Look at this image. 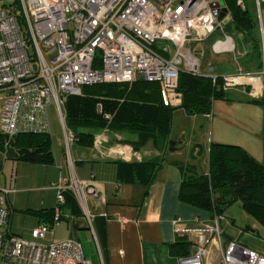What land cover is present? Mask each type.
Instances as JSON below:
<instances>
[{
    "label": "built area",
    "instance_id": "1",
    "mask_svg": "<svg viewBox=\"0 0 264 264\" xmlns=\"http://www.w3.org/2000/svg\"><path fill=\"white\" fill-rule=\"evenodd\" d=\"M19 2L23 25L13 9L0 6V135L8 144L13 136L21 134H49L48 109L54 106L65 130L70 162L69 150L76 137L66 126L69 96H81L84 86L129 84L141 79L159 84L164 105L176 108L181 105L180 74L200 73L197 44L223 30L230 18L228 12L220 20L224 0ZM255 3L261 27L262 69L255 74L239 70L235 75H226L222 78L226 87L264 78V0ZM238 5L248 9L244 0ZM221 44L215 45L217 51L224 50ZM228 49L232 51L234 46ZM210 78L216 81L218 76ZM104 117L111 120L110 115ZM102 141V137H95L94 146L99 148ZM51 187L57 191L55 224L62 219L65 194L71 193L81 203L92 227L93 216L85 195L101 196L92 183L71 175ZM11 192L0 189V264H92L77 240L45 243L52 229L48 224L34 229L31 239L12 234L8 204ZM223 218L215 216L211 224L198 229L182 228L179 225L184 221L174 220L176 234L205 237L195 246L196 253L182 258L180 264H205L211 243L219 245L220 264H264V255L257 251L234 242L222 244Z\"/></svg>",
    "mask_w": 264,
    "mask_h": 264
},
{
    "label": "crops",
    "instance_id": "2",
    "mask_svg": "<svg viewBox=\"0 0 264 264\" xmlns=\"http://www.w3.org/2000/svg\"><path fill=\"white\" fill-rule=\"evenodd\" d=\"M223 30L197 44L198 57L201 58L198 76L210 78L215 75L222 80L239 70L246 74L259 73L263 56L257 57L251 40L233 31L232 27L225 28L224 25ZM257 31L260 37L259 28ZM219 42L222 43V51L215 49ZM227 42L234 46L235 53L224 47ZM212 55H233L234 61L228 58L225 61L215 60ZM236 57H240L241 64ZM223 91L225 99L214 102L212 114L193 115L179 106L175 108L174 119L186 123V129L176 134L187 143L183 150L179 147L180 150L173 152L182 154L179 156H167L171 136L165 141L154 140L143 144V138L137 132L100 130L95 137L103 138L101 146L97 148L94 144L86 146L75 142L69 150L70 162L64 130L63 139L52 138L54 162L51 165L3 159L0 164V189L12 190L8 195L12 234L31 239L32 231L44 224V219L34 213L55 210L58 205L57 191L51 185L75 175L92 183L101 195L100 198L85 195L86 205L93 216L92 227L81 203L70 196L62 208L61 221L53 225L45 243L77 240L92 264H180L185 257L172 254V247L179 243L189 244L188 257H191L195 246L205 237L176 234L174 220L181 218L184 223L179 226L182 228L198 229L211 224L214 218L211 213L180 200L182 183L198 176L200 171L201 175L209 173L212 144L237 146L258 162L264 160V108L254 103L264 99V78L245 80L243 84L226 87ZM180 96L182 104V94ZM196 150H201L204 158L201 166L193 168L190 162ZM157 159H163V165L149 185L137 180L129 182L122 176L121 166L124 163L128 171L131 163ZM119 161L124 163L119 164ZM185 163H189L191 169ZM74 234H77V239ZM241 240V237L235 239L226 232L221 233L224 246L234 242L246 247L240 243ZM208 250L205 264H220L219 245L211 243Z\"/></svg>",
    "mask_w": 264,
    "mask_h": 264
},
{
    "label": "trees",
    "instance_id": "3",
    "mask_svg": "<svg viewBox=\"0 0 264 264\" xmlns=\"http://www.w3.org/2000/svg\"><path fill=\"white\" fill-rule=\"evenodd\" d=\"M239 0H224L230 18L225 28L251 40L257 57H261L258 23L249 8L253 0H244L248 9L238 5ZM6 8V7H5ZM23 25L20 3L13 8ZM221 80L213 81L191 73L182 72L179 78V106L189 114H211L214 102L225 99ZM130 84H98L82 87L81 96H69L66 102V126L82 145L93 146L96 133L107 128L116 132L133 131L143 138V144L168 139L175 108L164 105L159 84L137 80ZM264 108V99L254 101ZM101 105V107L99 106ZM99 106V109H98ZM103 112L100 115V112ZM104 114L110 115L107 121ZM162 138V139H160ZM165 141V140H163ZM7 139L0 135V154L5 153ZM20 161L51 165L54 162L50 134H21L15 141ZM122 164L124 162H118ZM122 164V176L129 182L137 180L149 185L163 165V159L147 163H131L128 171ZM68 197H74L66 193ZM180 200L215 216H223L230 204L240 203L241 208L264 226V160L258 162L237 146L212 144L209 150V173L193 176L181 185ZM53 227L55 210L34 213ZM189 244L172 247V254L188 257Z\"/></svg>",
    "mask_w": 264,
    "mask_h": 264
},
{
    "label": "rangeland",
    "instance_id": "4",
    "mask_svg": "<svg viewBox=\"0 0 264 264\" xmlns=\"http://www.w3.org/2000/svg\"><path fill=\"white\" fill-rule=\"evenodd\" d=\"M19 3H20L19 0H0V6L6 7L7 9H11L15 6H18ZM249 8H250V11L253 15V18H255L257 23H258L259 33L261 34V27H260V24L258 21V10L256 7L255 0H253L252 2L249 3ZM263 15H264V4H263ZM22 30H23V32H26L24 27H22ZM221 32H224V30H222ZM223 35H225V34L223 33ZM232 51H234V50H232ZM30 52L33 53L32 47L30 48ZM234 53H235V51H234ZM255 54L257 55V53H255ZM212 58H215V60H223V61H225L228 58V59H233V61H234L233 55H229V56L228 55H221L219 57L212 55ZM237 59H239V63L241 64L242 60L240 59V57ZM218 81H219V79H218ZM133 83H135V82H133ZM133 83H129L130 84L129 87H132ZM221 83H222L223 90H224V88H226V82L222 79ZM221 83L219 82V84H221ZM99 106L101 107V105H99ZM99 106H98V109H99ZM102 114L103 113L100 112V115H102ZM48 121H49V127H50V134H51L52 138H54L55 140L63 139L64 129H63V126L60 122V119L58 117V114H57L54 106H50L48 109ZM174 122H175V125H174ZM208 122H209V120H208ZM183 129H186V123H184L183 120H179L178 118H176V120H175L174 115H173L172 127H171V131H170V135H169L173 138L170 141L177 138L178 136L176 134L178 132H181ZM104 130L109 131L107 128H105ZM160 139H162V138H160ZM163 140H166V139H163ZM179 155H182V154L170 153V152H168V154H167L168 157H174V156H179ZM184 155H187V154H184ZM203 158H204V154L202 153V151L200 150L198 152V150H196L194 157H191L190 165L193 168H195V166L196 167L201 166ZM184 165L191 169V167L189 166V163H185ZM201 174H203V173L200 171L198 176ZM224 216H225V218L221 219V221H220L222 234L224 232H226L227 234H229L230 236H232L235 239H239L241 237L242 240L240 241V243L246 245V247L251 248V249H253V250H255L261 254H264V226L256 218L248 215L241 208V204L238 202L230 204L228 206V208L225 210Z\"/></svg>",
    "mask_w": 264,
    "mask_h": 264
},
{
    "label": "water",
    "instance_id": "5",
    "mask_svg": "<svg viewBox=\"0 0 264 264\" xmlns=\"http://www.w3.org/2000/svg\"><path fill=\"white\" fill-rule=\"evenodd\" d=\"M222 6L224 7V14L220 17V20H223L225 14H227L229 12V10L225 7L224 2H222ZM17 137L18 136H13L6 146L5 153L0 154V164L3 163V161H2L3 159L16 160V161L20 160V155L15 149V141H16ZM186 146H187L186 141L183 138L177 137V138H175L169 142L168 151L173 153V152L178 151L180 149L183 150ZM179 147H180V149H179ZM74 238L75 239L78 238L77 234H74ZM194 253H196V250L194 251Z\"/></svg>",
    "mask_w": 264,
    "mask_h": 264
},
{
    "label": "bare ground",
    "instance_id": "6",
    "mask_svg": "<svg viewBox=\"0 0 264 264\" xmlns=\"http://www.w3.org/2000/svg\"><path fill=\"white\" fill-rule=\"evenodd\" d=\"M225 46L229 47V46H231V43L230 42H227L226 44H224V47ZM248 81H250V80H248Z\"/></svg>",
    "mask_w": 264,
    "mask_h": 264
}]
</instances>
